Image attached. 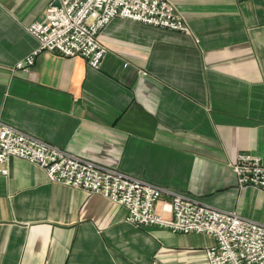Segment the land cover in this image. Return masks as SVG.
Masks as SVG:
<instances>
[{
    "label": "crops",
    "instance_id": "obj_1",
    "mask_svg": "<svg viewBox=\"0 0 264 264\" xmlns=\"http://www.w3.org/2000/svg\"><path fill=\"white\" fill-rule=\"evenodd\" d=\"M187 33L115 18L98 68L43 52L27 27L57 0H0V118L87 160L264 223L238 189L240 152L264 164V0H169ZM164 195L157 211L168 208ZM125 207L49 182L17 157L0 175V264H201L207 234L135 227Z\"/></svg>",
    "mask_w": 264,
    "mask_h": 264
},
{
    "label": "built area",
    "instance_id": "obj_2",
    "mask_svg": "<svg viewBox=\"0 0 264 264\" xmlns=\"http://www.w3.org/2000/svg\"><path fill=\"white\" fill-rule=\"evenodd\" d=\"M41 20L27 27L37 47L15 64L27 69L43 52L81 57L98 68L107 49L98 36L115 18L187 33L188 25L169 0H57ZM10 157L26 160L44 170L49 182L99 194L127 211L125 221L135 227H157L173 233H198L213 237L201 264H264V223L209 205L198 198L163 188L56 147L0 118V175L7 174ZM238 189L264 191V164L247 153L230 164ZM168 208L157 211L162 197Z\"/></svg>",
    "mask_w": 264,
    "mask_h": 264
},
{
    "label": "water",
    "instance_id": "obj_3",
    "mask_svg": "<svg viewBox=\"0 0 264 264\" xmlns=\"http://www.w3.org/2000/svg\"><path fill=\"white\" fill-rule=\"evenodd\" d=\"M54 5L58 6V1L56 3H54Z\"/></svg>",
    "mask_w": 264,
    "mask_h": 264
}]
</instances>
